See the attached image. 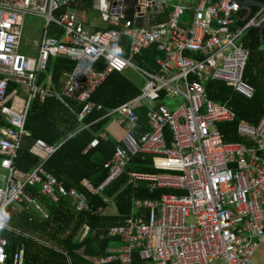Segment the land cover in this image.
Wrapping results in <instances>:
<instances>
[{
    "label": "built area",
    "instance_id": "obj_1",
    "mask_svg": "<svg viewBox=\"0 0 264 264\" xmlns=\"http://www.w3.org/2000/svg\"><path fill=\"white\" fill-rule=\"evenodd\" d=\"M93 1L102 22L115 27L89 29L81 12L70 8L74 0H0V115L9 123L0 128V170L5 171L0 174V221L5 224L14 204L42 212L39 197L53 204L65 201L77 213L104 214L88 205L83 191L64 187L45 169L59 143L36 138L32 149L40 158L28 172L14 161L22 137L29 135L24 122L32 100L79 94L83 119L101 109L91 98L108 75L134 68L145 80L139 96L108 114L134 129V108L144 106L149 129L138 138L126 132L123 146L103 164L104 180L95 188L85 181L83 186L113 207L102 193L123 174L134 188L146 181L150 191L171 192L154 199L132 196L131 211L107 232L117 245L92 264H254L250 257L264 240V114L256 124L238 122L237 134L248 144L225 141L219 124L233 122L236 113L210 100L205 83L219 81L245 99L253 97L255 88L244 78L249 50L242 38L250 29L264 28V5L248 18L242 14L248 8L236 0ZM29 16L44 24L35 54L25 56ZM150 47L157 51L156 69L138 68L133 57ZM58 56L73 62L60 91L38 84V74ZM11 82L25 93L20 111L7 105L17 97L7 92ZM174 98L182 103L168 104ZM136 156L152 157L158 172H126ZM28 187H36L37 196ZM88 229L82 227L81 238ZM6 247L0 234V264H7ZM11 264H24L23 248Z\"/></svg>",
    "mask_w": 264,
    "mask_h": 264
},
{
    "label": "trees",
    "instance_id": "obj_2",
    "mask_svg": "<svg viewBox=\"0 0 264 264\" xmlns=\"http://www.w3.org/2000/svg\"><path fill=\"white\" fill-rule=\"evenodd\" d=\"M81 1V7L86 9L87 0ZM263 3L264 0H250ZM86 2V3H85ZM89 4V3H88ZM258 8L252 6L249 12L242 10L248 18L255 15ZM245 22L241 23L243 25ZM50 35H56V29L51 28ZM256 29H250L243 36V44L249 50L248 60L244 71L247 83L255 88L251 99H245L224 83L208 80L205 83L207 97L222 105L229 106L236 113V120L219 125L225 141L241 142L248 144V140L237 135L239 121L256 124L264 114V55L260 52V43ZM24 53V50H23ZM156 56L148 53L144 57ZM142 65V64H140ZM151 66V64L149 63ZM73 62L67 57L58 56L50 58L47 67L38 74V83L47 87L44 82L50 78V88L60 87V79L65 73L71 71ZM143 66V65H142ZM148 66V65H145ZM59 81V83H58ZM57 87V88H58ZM8 94L22 95L17 83L11 82ZM139 89L132 86L125 78L113 72L92 94L91 102L101 105L100 110L93 109L82 120L78 117L83 108V103L78 99L79 94L65 98L64 103L49 98L43 102L34 99L29 104L24 128L30 136L23 140L18 155L14 161L15 167L23 172H28L39 162L40 155L32 149L33 141L42 138L50 144H58V149L45 161V169L51 173L66 188H77L83 191L88 205L93 209L105 206L102 197L83 186V181L93 188L97 187L106 177L103 164L108 161L117 146L121 143L107 129V110L116 108L136 97ZM13 102V101H12ZM9 101L7 105L11 106ZM18 105H15L17 109ZM20 107L18 108V110ZM9 123L0 117V127ZM124 132L137 135L147 131L143 113H138V121L134 130L123 126ZM104 134L105 138L100 134ZM168 143V136L166 137ZM126 172L154 174L158 172L153 167L152 157L136 156L130 158ZM37 188H27V192L37 196ZM171 192L164 189L150 191L146 181H139L135 188L127 184V175L123 174L113 181L104 190L102 195L112 197L118 210V216H101L89 212H73L67 202L61 201L53 204L44 197H39V202L47 209V217L39 221L34 214L18 208L15 217L16 225H9L2 229V235L7 240V264H11L13 253L20 244L25 245L24 264H92L96 257L106 256L108 248L117 244V239L107 236L108 228L119 225L125 215L130 212V199H154L161 193ZM33 220H29L32 218ZM83 225L88 226V233L79 240L77 235ZM113 245V246H114Z\"/></svg>",
    "mask_w": 264,
    "mask_h": 264
},
{
    "label": "crops",
    "instance_id": "obj_3",
    "mask_svg": "<svg viewBox=\"0 0 264 264\" xmlns=\"http://www.w3.org/2000/svg\"><path fill=\"white\" fill-rule=\"evenodd\" d=\"M86 3V2H85ZM89 3V4H88ZM70 8H74V9H78L80 12H81V14H82V16H83V18H84V21H85V24L87 25V27L89 28V29H94V30H101V29H103V28H111V27H115L114 25H107V24H105V23H103L102 22V20L100 19V17H99V14H98V12L96 11V9H95V5H94V1L93 0H87V3H86V9H83L82 7H81V1H79V0H74V2L71 4V7ZM249 8L250 7H248V10H249ZM258 8V7H257ZM247 10V11H248ZM249 12V11H248ZM247 12V13H248ZM257 31V35H258V40H259V43H260V47H259V50H260V52H263V55H264V47H263V43H264V39H263V41H260V32L258 31V30H256ZM39 40V39H38ZM38 40H37V43H36V46L34 47V48H32L31 49V47L30 48H24V51H26V52H32L33 54L32 55H34L35 54V49L37 48V44H38ZM125 44H127V40L125 39ZM148 53H151L152 54V56L153 55H155V56H157V51H156V49L154 48V47H150L149 49H147V50H144V51H142L140 54H136L134 57H133V63L139 68H145V69H147V70H153V69H156V66H155V58H149V62H147V61H145V63L143 62L144 61V57L145 56H147V54ZM123 54L124 55H128V49H127V47H125L124 48V50H123ZM135 60V61H134ZM71 61V60H70ZM149 63L151 64V66L149 65ZM264 63V62H263ZM140 64H142V65H140ZM145 65H148V66H145ZM127 69V68H126ZM129 69H132L134 72H136L138 75H139V77H141L142 78V80H143V84L145 83V80H144V78L142 77V75H140V73L137 71V70H135L134 68H129ZM245 71V70H244ZM113 73V72H112ZM112 73H110L109 75H111ZM118 73V72H117ZM65 74H67V73H65ZM65 74H64V76L63 77H61V79H60V87H58V86H56V89L55 90H58V91H60L61 90V88H62V86H63V82H64V79H65ZM108 75V76H109ZM118 75H121V76H123L124 78H125V80L127 81V82H129L132 86H134V87H137V89H139V92L137 93V95H136V97H134L133 99H135V98H137L138 96H139V94H140V91H141V88H142V86H143V84L141 85V86H138V85H136L134 82H132L131 80H129L125 75H124V73L123 72H119L118 73ZM51 83V80H50V78H47V80L44 82V84L47 86V87H49L50 88V84ZM58 83H59V81H58ZM39 84V83H38ZM249 84V83H248ZM39 85H41V86H43V84L41 83V84H39ZM253 86V85H252ZM58 87V88H57ZM233 91V90H232ZM234 92V91H233ZM21 93H22V95H20V99L21 100H23V101H21L20 99H19V96H17L16 98H18L19 99V107H20V109H19V111L20 110H22V108H23V104H24V102H25V93H24V91L22 90L21 91ZM234 93H237V92H234ZM237 94H239V93H237ZM240 95V94H239ZM74 96V95H73ZM240 96H242V95H240ZM70 97H72V96H70ZM70 97H65V96H63V97H61L60 99H58L57 98V100H59V101H61V102H63L64 103V99L65 98H70ZM244 98V97H243ZM79 99V98H78ZM133 99H131V100H133ZM131 100H129V101H131ZM129 101H127V102H129ZM12 102V101H11ZM16 101L15 100H13V102L12 103H14L15 105H17L16 103H15ZM126 102V103H127ZM175 103V98L173 99V100H171V101H169L168 102V104H174ZM95 104V103H94ZM218 104H220V103H218ZM96 105H98V104H96ZM101 106V105H100ZM173 105H171L170 107H169V109H173ZM101 108H102V106H101ZM15 110H18V109H16L15 108ZM95 110H97V109H95ZM100 110V109H99ZM108 111H109V109L107 110V112H106V114H105V118H108V125H107V127H106V129L113 135V136H115L116 138H118L119 140H120V144H119V146H117V147H122L123 146V144H122V137H123V135L125 134V132H124V128H123V126H121L118 122H117V119L115 118V116L114 115H110V114H108ZM134 111H135V113L137 114V116H138V113H143L144 114V118H145V121H146V125H147V129H149V126H148V124H147V120H146V109H145V107L144 106H136L135 108H134ZM80 114V113H79ZM263 115V114H262ZM261 115V116H262ZM260 116V117H261ZM0 117H1V115H0ZM78 117H79V115H78ZM80 118V117H79ZM260 119V118H259ZM258 119V120H259ZM80 120H82L81 118H80ZM235 121V120H234ZM233 121V122H234ZM227 123H230V122H227ZM222 124V123H221ZM220 125V124H219ZM1 127H3V126H1ZM0 127V128H1ZM238 127V126H237ZM135 129V128H134ZM134 129H131V130H134ZM218 129L220 130V127H218ZM221 131V130H220ZM29 132V131H28ZM146 132V131H145ZM144 133V132H143ZM222 133V132H221ZM131 134V133H130ZM142 133H139V134H137L136 136L135 135H132V136H134L135 138H138L139 137V135H141ZM238 135V134H237ZM30 136V132H29V135L28 136H23L22 137V140H21V144L23 143V140L25 139V138H27V137H29ZM100 136L101 137H103V138H105V135L104 134H100ZM239 136V135H238ZM21 144H20V146H21ZM116 147V148H117ZM115 148V149H116ZM0 162H1V157H0ZM0 174H5V171L4 170H0ZM84 182V181H83ZM86 182V181H85ZM108 198H110L112 201H113V198L112 197H108ZM38 202H39V200H38ZM40 203V205H41V208H42V212H36L32 207H29V208H26V207H24L23 209H25V210H27V211H29V212H31L32 214H34L35 215V217L39 220V221H42V220H44L46 217H47V215H48V211H47V209L46 208H44V206H42V203L41 202H39ZM104 204H105V206H100V208H102L103 210H104V214L103 215H101V216H118L119 214H118V210H117V207H116V204H115V202L113 201V204H114V207L113 206H110L108 203H106V202H104ZM21 207H23V206H21ZM73 211V210H72ZM130 211H131V199H130ZM17 212H18V209H16L15 210V208H10V209H8V211L5 213V215H4V223H6V220H5V217L7 216V215H9V216H11V217H15L16 216V214H17ZM74 212V211H73ZM117 213V215H115L114 213ZM29 220H33V215H32V218H29ZM84 226V225H83ZM82 226V227H83ZM115 226V225H114ZM82 227H81V229H80V231H79V233H78V235H77V237H78V239L79 240H82L84 237H82L81 238V233H82ZM112 227V226H111ZM110 228V227H109ZM109 228H108V230H109ZM3 229V228H2ZM2 229H1V231H0V234H1V236L4 238V236L2 235ZM108 236V235H107ZM116 239V238H115ZM117 244H115L114 246H116ZM113 245H112V247H110V248H113L114 247ZM19 248H23V251H25V245L24 244H20L19 245V247L17 248V250H19ZM110 248H108V250H110ZM16 250V251H17ZM107 250V251H108ZM15 251V252H16ZM14 252V253H15ZM13 253V254H14Z\"/></svg>",
    "mask_w": 264,
    "mask_h": 264
},
{
    "label": "rangeland",
    "instance_id": "obj_4",
    "mask_svg": "<svg viewBox=\"0 0 264 264\" xmlns=\"http://www.w3.org/2000/svg\"><path fill=\"white\" fill-rule=\"evenodd\" d=\"M43 24H44L43 19L33 17V16H29L26 18L24 40H23V44L25 46V47L23 46L24 48H30L31 47V49H32L36 46L37 40L40 37V33H41V29H42ZM32 54H33L32 52H26V51H24V53H23V55H25V56H29ZM123 73L129 80L134 82L136 85L141 86L143 84L142 78L139 77V75L136 72H134L132 69L127 68L123 71ZM20 98L21 97L19 96V99ZM13 99L16 101L15 103L17 105H19V103H20L19 99L16 97H14ZM21 101H23V100H21ZM175 102L178 105V104L182 103V100L179 98H175ZM11 107L15 109V104L12 103ZM18 108L19 107H17V109ZM19 207L21 208V206L14 204L15 210L18 209ZM5 220H6V223L4 224L5 230H6V227L9 228V225L13 226V225L17 224L16 218H13L9 215H7L5 217ZM191 222H193V218L188 219V223H191ZM250 259L254 264H264V240L259 242V244L255 248V251L253 252Z\"/></svg>",
    "mask_w": 264,
    "mask_h": 264
},
{
    "label": "water",
    "instance_id": "obj_5",
    "mask_svg": "<svg viewBox=\"0 0 264 264\" xmlns=\"http://www.w3.org/2000/svg\"><path fill=\"white\" fill-rule=\"evenodd\" d=\"M241 6L248 8L252 6H256L258 8L262 7L264 4L260 2H253L250 0H236ZM264 39V28L260 29V41Z\"/></svg>",
    "mask_w": 264,
    "mask_h": 264
},
{
    "label": "clouds",
    "instance_id": "obj_6",
    "mask_svg": "<svg viewBox=\"0 0 264 264\" xmlns=\"http://www.w3.org/2000/svg\"><path fill=\"white\" fill-rule=\"evenodd\" d=\"M4 226L3 222L0 221V228H2Z\"/></svg>",
    "mask_w": 264,
    "mask_h": 264
}]
</instances>
